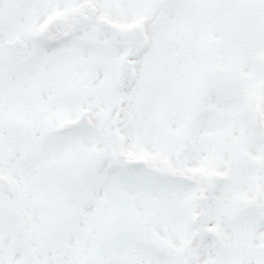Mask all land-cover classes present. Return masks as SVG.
<instances>
[{
    "label": "snow or ice",
    "instance_id": "snow-or-ice-1",
    "mask_svg": "<svg viewBox=\"0 0 264 264\" xmlns=\"http://www.w3.org/2000/svg\"><path fill=\"white\" fill-rule=\"evenodd\" d=\"M0 264H264V0H0Z\"/></svg>",
    "mask_w": 264,
    "mask_h": 264
}]
</instances>
